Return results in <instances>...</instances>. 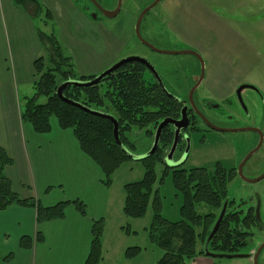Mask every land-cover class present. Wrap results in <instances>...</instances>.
<instances>
[{
  "label": "rangeland",
  "instance_id": "obj_1",
  "mask_svg": "<svg viewBox=\"0 0 264 264\" xmlns=\"http://www.w3.org/2000/svg\"><path fill=\"white\" fill-rule=\"evenodd\" d=\"M45 2L48 0H44ZM65 0H51V4L62 6ZM122 0V10L117 18L94 16L92 9L77 5L83 10L89 20L83 23L82 33L74 34L67 23L73 16L65 12L60 19L35 20L34 26L48 34H55L59 40L63 52L72 55V52H79L76 44H71L72 35L77 39H90V43L83 44L80 58L85 67L95 68L101 66L111 55L116 56L122 51V56L138 53L153 61L159 67L160 72L166 74L162 69L167 64H175L184 58L168 55L152 54L145 45L136 38H128L131 35L134 22L130 19L132 15L137 16L141 9L151 4L154 0ZM49 2V1H48ZM84 1H82L83 4ZM54 4V5H53ZM88 10L90 12L88 13ZM62 12V13H63ZM87 13V14H86ZM79 14V13H78ZM80 15V14H79ZM131 26V27H130ZM108 32H112L108 34ZM141 33L147 38L158 41L161 34H172L179 36L182 43L180 48H194L202 52L206 61V80L202 85L199 94H204L219 99L230 94L241 83H249L257 86L264 92V0H162L153 7L144 17L141 26ZM63 34H69L64 36ZM148 34H156L155 37ZM96 39V41H95ZM129 39V40H128ZM164 45V44H162ZM97 47L99 50L94 54ZM93 50V54L92 53ZM100 52V55L97 53ZM104 52V54H102ZM43 54V50H41ZM91 54V55H89ZM38 57V56H37ZM75 60V59H74ZM145 78L148 79L146 73ZM34 89L22 87L18 91L20 107L24 106L25 97L31 96ZM250 90H245L243 96L248 99L256 98L253 101L260 103L257 95ZM43 98L41 101H44ZM263 104H258L252 108V117L240 115L242 126H260L264 133V112ZM235 118V117H234ZM56 122V118L51 119V123ZM233 125H236L233 123ZM192 148L189 157L184 164L187 169L194 167H204L213 171L216 165L221 163L224 167L237 166L239 161L245 157L249 146L257 142V136L252 132L219 133L216 131H206L189 135ZM149 144V146H148ZM150 147V140L144 133L136 136L135 155H143ZM248 153V152H247ZM179 152L174 159L167 161L168 165H173L178 159ZM184 161V160H183ZM165 164V163H164ZM157 163L156 188H159L162 197L163 217L179 221L182 219L181 206L183 199L173 185L172 175L164 174L165 165ZM264 172V139L259 151H257L247 162L244 168V175L247 178H257ZM145 174V163L139 159L125 160L113 173L112 182L104 187L107 189L109 203L107 208H103L104 230L102 235V257L100 264H156L163 251L149 239L147 228L151 225L154 217V209L150 203L147 213L142 218H132L125 215L123 211L125 202V184L138 181ZM229 197L235 200V205H244V212L247 208L256 205L258 195L261 198V219L264 224V179L249 183L241 178H235L229 183ZM239 204V205H238ZM211 208L205 205H198L200 213H206ZM218 215L220 210H214ZM254 232L253 241L240 250L241 253H250L254 248L264 241V229L252 228ZM142 247L141 251L134 257H127L126 250L130 247ZM199 242L198 249H203ZM189 264H254L250 258H209L199 255ZM259 264H264V249L259 256Z\"/></svg>",
  "mask_w": 264,
  "mask_h": 264
},
{
  "label": "trees",
  "instance_id": "obj_2",
  "mask_svg": "<svg viewBox=\"0 0 264 264\" xmlns=\"http://www.w3.org/2000/svg\"><path fill=\"white\" fill-rule=\"evenodd\" d=\"M12 2L21 7L33 22L40 19L54 20L52 10L40 0ZM45 24L48 26L47 20ZM36 32L43 54L34 61V93L25 97L20 113L21 120L30 124L37 133H49L52 118L57 119L61 129L72 130L81 150L101 169L103 185L108 186L116 169L130 158L116 143L114 125L109 119L86 112L59 97L58 88L64 82L91 77L81 76L77 72L72 56L63 52L55 34H48L37 28ZM137 67L138 69L129 75L110 77L105 83L87 87L71 85L63 90L65 97L93 109L105 110L117 117L120 139L128 146L131 143L126 132L134 128L148 136L146 127L164 116L165 102L161 99V93H158L156 85H150L145 80L143 72L139 66ZM43 98L45 100L41 101ZM135 149L136 144H133L129 150L134 152ZM163 155L164 152L159 148L154 154L142 160L145 163V174L142 179L125 184L123 211L128 217L142 218L151 203L154 217L147 231L150 241L163 251L156 264H189V261L197 256L205 255L204 247L198 249V243L205 246L220 214L217 215L214 210L221 212L224 202L229 198L228 187L235 176V169H228L219 162L213 171L204 167L190 169L184 166L171 167L164 164ZM157 163L165 165V175L171 173L173 185L183 199L182 219L179 221L169 220L161 214L162 197L159 188L155 187ZM12 164L13 159L0 146V212L14 205L33 208L37 213L38 224L63 219L69 206H73L81 215L87 216V206L79 199L61 201L45 207L35 198H21L6 175V167ZM230 203L234 201L231 200ZM198 205L209 206L211 209L206 213H200L197 210ZM256 227L262 229L253 209H249L246 214L228 209L219 230L210 242L209 249L218 253H235L236 250L231 246L238 245L239 238L251 234L252 228ZM103 230L102 218L93 221L91 250L84 264H100ZM36 240H42L40 232L37 233ZM33 243V238L24 236L20 245L29 249ZM140 251L139 246L130 247L126 250V256L134 257ZM12 257V253L4 257L0 255V262H8Z\"/></svg>",
  "mask_w": 264,
  "mask_h": 264
},
{
  "label": "crops",
  "instance_id": "obj_3",
  "mask_svg": "<svg viewBox=\"0 0 264 264\" xmlns=\"http://www.w3.org/2000/svg\"><path fill=\"white\" fill-rule=\"evenodd\" d=\"M48 7L60 19L61 27L67 22V14H71L73 19L67 28L74 34H83L87 19L69 1L54 7L48 3ZM61 7L67 13L64 24ZM74 34L68 46L76 44L79 49L72 52L79 72L97 73L105 63L84 68L80 55L83 44L91 41L86 37L77 39ZM41 50L32 19L12 0H0V146L13 159V164L5 169L6 175L21 198H35L45 207L79 199L87 206V216L69 206L63 219L38 224L33 208L14 205L1 211L0 255L12 253L13 257L0 264H84L91 250L93 221L104 218L102 210L108 206V193L101 181V169L81 150L72 130L61 129L52 122L49 133H37L21 120L18 91L22 87H31L32 91L34 61ZM38 232L42 234L40 241L36 240ZM24 236L34 239L29 249L20 245Z\"/></svg>",
  "mask_w": 264,
  "mask_h": 264
},
{
  "label": "flooded vegetation",
  "instance_id": "obj_4",
  "mask_svg": "<svg viewBox=\"0 0 264 264\" xmlns=\"http://www.w3.org/2000/svg\"><path fill=\"white\" fill-rule=\"evenodd\" d=\"M40 1L47 6L48 3L49 5L51 3V0H48L49 2L48 1L45 2L44 0H40ZM67 1H69L71 6H73L78 11V13L83 15L87 20H89V18L87 17V15L84 14L83 10L77 8V5L81 4V6L83 5L85 7H88L89 5V9L90 10L92 9L91 14L95 12L94 13L95 17L96 15L109 17L106 14L112 13V11H114L118 7V4L120 2H121V7L119 13L115 17H110V18H117L122 10V0H67ZM82 1H84L83 4ZM132 1L136 2L135 0ZM146 7L141 9L137 16L132 15L130 21L134 22L133 24L134 26L133 27L130 26L131 27L130 29H132V31H131V35L128 37L129 39L130 38L133 39L134 37H137L135 33V24ZM90 10H88V13L90 12ZM147 13L145 14V16L147 15ZM111 33L112 32H108V34ZM148 35L153 37L156 36V34L153 35L148 34ZM141 36L147 42H149L153 47L144 44L143 42H141V40L138 39V37L136 39L139 42H141L143 45H145L152 54L176 56L184 59H182V61L175 64L173 63L169 65L165 63L166 66L162 67V69L166 71V74H164L160 72L159 70L160 66H158L153 61L149 60L147 57L143 55L135 53V54L122 56V51L126 49V46L128 44V41H126L125 44L126 43L127 44L125 45V47L123 45V49L119 53H117L115 57L111 55V57L108 60L104 61L103 63H105V65L102 67L100 71H98L95 74H90V75L81 74L77 67V60L72 54L73 60L75 59L74 63L76 65L77 72L81 76L91 77L89 79L83 80V81H87L93 79L97 75L103 73L107 69L111 68L112 66H114L119 62L124 61L125 59L131 57H141L145 59L147 61V64L137 60L128 61L126 63L121 64L117 69H115L108 76L103 78L100 83L102 82L105 83L106 79H109L110 77L117 78L123 75H127V74L129 75L131 72L136 71L138 69L137 66H139V68L143 72L144 78L146 73L148 75V79L145 78V80L150 85L157 86L159 90L158 93L159 92L161 93L162 95L161 99L165 102L163 109L164 116L158 119L157 121H153L151 124H149L146 127V130L148 131L147 132L148 136L147 135L146 136L150 140V147H148V149L146 150L149 151L153 147L157 130L163 121H167V123L164 125V127L160 132L157 150L161 148L162 152H164L163 162L167 166L170 165H168L166 162L171 159H174L175 155L178 152H179L178 159L174 161L176 164H180L178 166H184L187 158L189 157L190 150L192 148L189 135L193 133L204 134V132L206 131H216L219 133L252 132L257 136V142L249 146L250 149H248L247 151L248 153L246 152L245 157L239 161L237 166L230 167L235 169V176L233 177L232 181L235 178H241L242 180H244L239 175V170H238L239 166L246 158V156L258 146L260 140L259 132L250 131V130L246 131V128H257L262 132H263V128L260 126H242V125H238V122L242 121L240 119L241 112L242 114L246 115L247 118L252 117V108L258 104L261 105L264 103V92L257 86H254L253 84L241 83L230 94L224 95L218 100L213 99V97L211 96L205 95L204 92L203 94L201 93L199 94V91L206 80L207 61L203 53L194 48H189V47L180 48L179 45H181L182 43L179 41V36L176 34H172L171 38L169 34H165V35L161 34L162 37L158 38L161 44L158 43V41L156 42V40L152 39L151 37L147 36L146 38L145 36L142 35V33ZM98 50L99 47H97L94 54H96ZM82 53L84 52L82 51ZM97 54L100 55V52H98ZM102 54H104V52ZM242 85H249L252 87L244 88L239 93L238 89ZM245 90H250L254 93V95H257V97L260 100V103H255L253 106L252 105L253 101L256 98L255 97L252 99L245 98V96H243ZM260 108H262V106H260ZM99 111L108 113L113 117H115L113 114L105 110H99ZM262 111L264 112V108H262ZM115 118L117 119V117ZM263 120H264V115H263ZM233 123H235L236 125H233ZM217 128H221L224 130H220ZM139 133L140 132L134 128H132L131 131L126 132L127 138L130 141L131 145L130 146L126 144L123 145L128 149H131V146H133V144H136V136L139 135ZM141 133L143 132L141 131ZM260 148L261 147H259V149ZM259 149L257 151H259ZM249 159L246 161V163L243 166V173H244V168L246 167ZM262 174H264V172ZM262 174H260L259 176H261ZM231 200H233L234 203H230ZM234 205H235V200L229 197V205H228L229 210L234 212H239L241 214L247 213L243 211L244 210L243 204L241 205L238 204L239 206L236 207H234ZM256 206H257V202L256 205L254 204L253 206L247 208L248 210L253 209V213L255 214V216H256ZM261 227L262 229H264V226L261 225ZM253 238H254V232H251V234H248L243 238H239L238 245H232L231 247L236 250L235 253H241L240 250L247 247L250 244V242L253 241ZM259 245L256 248H254L251 252L252 253L255 252L259 247Z\"/></svg>",
  "mask_w": 264,
  "mask_h": 264
},
{
  "label": "water",
  "instance_id": "obj_5",
  "mask_svg": "<svg viewBox=\"0 0 264 264\" xmlns=\"http://www.w3.org/2000/svg\"><path fill=\"white\" fill-rule=\"evenodd\" d=\"M162 0H154L150 5H148L144 10L143 12L141 13L139 19L137 20L136 24H135V33H136V36L138 37L139 40H141V42H143L144 44L146 45H149L151 47H153L149 42H147L142 36H141V24H142V21H143V17L145 16V14L151 10L153 7H155L159 2H161ZM120 7H121V2L118 4V7L112 11V13H109V14H106L107 16L109 17H115L119 11H120ZM134 60H137V61H140V62H143L145 64H147V61L141 57H131V58H128V59H125L124 61L122 62H119L117 64H115L114 66H112L111 68L107 69L106 71H104L103 73L97 75L96 77H94L93 79L91 80H87V81H83V80H68L66 82H64L63 84H61V86L58 88V92L57 94L59 95V97L64 100L65 102L73 105V106H76V107H79L83 110H85L86 112H89L91 114H94V115H97V116H100V117H104V118H108L109 120H111V122L113 123L114 125V137H115V141L116 143L118 144V146L125 152V154L130 158H135V159H139V160H143L149 156H151L152 154H154L157 150V147H158V142H159V136H160V132L162 130V128L164 127V125L167 123V121H163L158 130H157V134H156V137H155V141H154V144H153V147L148 151L146 152L145 154L143 155H135L132 151H130L129 149H127L121 139H120V136H119V122L118 120L113 117L112 115L108 114V113H105V112H102V111H99V110H95V109H91L87 106H85L84 104L80 103V102H77L73 99H70V98H67L64 96L63 94V90L65 89V87L67 86H71V85H75V86H80V87H87V86H92V85H96L98 83H100L102 81L103 78H105L106 76H108L112 71H114L115 69H117L121 64L123 63H126L128 61H134ZM249 87H252V86H249V85H242L239 89H238V92L240 93L244 88H249ZM217 129H220V130H224V129H221V128H217ZM257 131L259 132L260 134V140H259V144L258 146L252 150L247 156L246 158L243 160V162L240 164L239 166V175L246 181V182H249V183H256L260 180H262L264 178V174H262L261 176L257 177V178H247L244 173H243V166L244 164L246 163V161L259 149V147H261L262 143H263V132L257 128H246V131ZM180 164H176L174 163L173 165H170L171 167H176ZM257 206H256V218L259 222L260 225L264 226L263 224V221L261 219V198L257 195ZM228 205H229V198L226 199V201L224 202L223 204V207L221 209V212L205 242V246H204V251H205V255L207 257H210V258H250L253 260L254 264H259L258 261H259V256L262 252V250L264 249V241L259 245V247L257 248V250L255 252H250V253H218V252H213L209 249V245H210V242L212 241V239L214 238V236L216 235L217 231L219 230L225 216H226V213H227V210H228Z\"/></svg>",
  "mask_w": 264,
  "mask_h": 264
}]
</instances>
